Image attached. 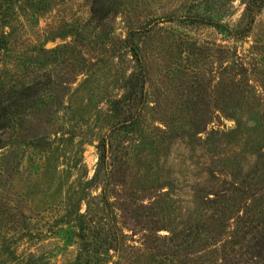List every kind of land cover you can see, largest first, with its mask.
<instances>
[{
  "label": "rangeland",
  "instance_id": "374dc122",
  "mask_svg": "<svg viewBox=\"0 0 264 264\" xmlns=\"http://www.w3.org/2000/svg\"><path fill=\"white\" fill-rule=\"evenodd\" d=\"M0 3L9 14L0 27V87L41 73L53 95L52 111L20 120L15 144L0 149V264H71L80 253L83 264H264L259 234L246 233L250 222L238 234L225 231L208 220L224 212L207 213L203 202L220 180L243 182L256 191L253 222L264 226V8L247 36L228 37L216 23L235 27L242 0H109L114 13L103 20L92 18L93 0ZM130 29L146 72L142 122L114 135L111 183L103 176L98 185L90 183L98 145L118 123L109 104L135 71ZM229 106L239 121L225 115ZM28 134L49 144L27 146ZM88 208L86 251L77 234ZM146 229L174 239L154 247ZM186 237L192 245H180ZM4 245L14 257L2 254Z\"/></svg>",
  "mask_w": 264,
  "mask_h": 264
},
{
  "label": "trees",
  "instance_id": "16d2710c",
  "mask_svg": "<svg viewBox=\"0 0 264 264\" xmlns=\"http://www.w3.org/2000/svg\"><path fill=\"white\" fill-rule=\"evenodd\" d=\"M233 1V0H230ZM109 0H93L92 8H91V16L96 20H103L109 17L112 13V10L106 7ZM245 8L236 24L235 27H230L228 24H218L216 26L221 29V31L228 37L233 36H247L251 30L253 29V25L255 23L257 15L264 8V0H242ZM3 3H0V27L2 24L7 22L8 12L5 14V11L1 8ZM138 30L130 29L126 38V46L129 49V53L131 55L132 61L135 65V71L127 80L126 84V92L121 98H114L110 101V110L113 112L114 117L118 120L109 133L103 136L99 142L98 150H99V165L96 170L95 175L90 180V183L100 184V180L103 179L106 185L111 183L112 177V169L111 167L108 169V147H112L111 140L114 135L119 131L125 132L126 134H132L137 131L139 126L141 125V119L143 114V105L145 104L146 98V72L143 63V58L141 55L140 44L136 38ZM7 40L5 33H1L0 36V45ZM245 69L242 68V71L239 72L238 75H244ZM252 87L249 82L245 81V84ZM241 84V83H240ZM6 85V84H5ZM0 87V149L6 148L8 146H13L15 144V138L13 132L17 129V124L20 120H24L26 116H28L31 112L37 110V108H48L50 109V102L52 99L51 85L52 79L49 76L43 75L41 73H36L33 75L25 74L23 76H18V78L14 81V84L9 88ZM249 98L254 97L258 98L256 92L252 91ZM52 111V110H51ZM224 113L227 117L232 119H237L239 121V108L237 106H229L224 108ZM51 119V118H50ZM29 137L26 139H22L23 142L27 146L35 147V148H43L47 144H49V137L44 135H33L28 134ZM107 168V172L103 174L104 170ZM103 174V175H102ZM213 178H217L215 172H211ZM218 179V178H217ZM219 180V179H218ZM221 185L214 190L212 197L203 198L204 205L207 206L205 208L208 210H222L224 212V216L220 219H214V216H209L208 220H211L212 223L216 221L221 222V226L227 230H232L238 234L243 228L246 222H250V224L246 228V233L251 234L254 231L259 235L258 243L264 244V226H257L254 221L255 213L252 211V207L249 204L250 197H254L256 191L248 192L244 183L239 182H231L227 179L220 180ZM250 195L249 197H245V200H241L238 202V197ZM105 196V194H104ZM242 199V198H241ZM249 199V200H248ZM233 203L231 204V202ZM238 203H241L238 205ZM105 204L108 205L109 209H112V204L108 202L105 197ZM231 208V214L225 215L226 211H229L228 208ZM92 207V206H90ZM237 207V209H235ZM90 209L86 211V214L79 215V232L77 236L81 239L82 245H85L83 249L86 251L87 244L91 243L89 240V236L87 235L88 231L92 228L89 224V219L87 216ZM89 214H88V213ZM211 213V212H210ZM234 220V224L230 221ZM205 224L200 226L197 230V236L194 237V241H197V238L201 237L204 233ZM245 229V228H244ZM234 230V231H233ZM148 234H146V238H148L150 245H154V247H161L162 241L164 240H173L174 237L161 236L158 232L159 229L149 230ZM190 237V235H187ZM186 237L188 239L184 240L180 245H192L190 240L192 238ZM3 242H5V238H3ZM89 245V244H88ZM117 246H111L110 249L115 248ZM150 247V246H149ZM153 247V246H152ZM179 247V245H175V248ZM5 245L3 246L2 254H8L9 258L15 256V253L12 252V249L7 250ZM151 248V247H150ZM82 254L80 253L71 264H83ZM39 260H35L33 264H37ZM32 263V262H31ZM30 262L25 264H31Z\"/></svg>",
  "mask_w": 264,
  "mask_h": 264
}]
</instances>
